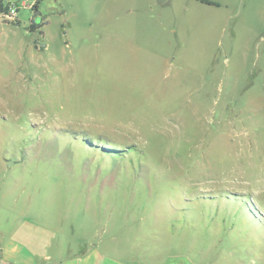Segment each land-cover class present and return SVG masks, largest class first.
<instances>
[{
  "label": "rangeland",
  "instance_id": "rangeland-1",
  "mask_svg": "<svg viewBox=\"0 0 264 264\" xmlns=\"http://www.w3.org/2000/svg\"><path fill=\"white\" fill-rule=\"evenodd\" d=\"M3 1L0 248L264 264V0Z\"/></svg>",
  "mask_w": 264,
  "mask_h": 264
},
{
  "label": "crops",
  "instance_id": "crops-1",
  "mask_svg": "<svg viewBox=\"0 0 264 264\" xmlns=\"http://www.w3.org/2000/svg\"><path fill=\"white\" fill-rule=\"evenodd\" d=\"M39 243L42 248H46L44 241ZM32 244L36 246L35 242H32ZM38 253L40 254L39 257L34 255L24 244L7 240L4 244H1L0 264H42L49 260L48 253L44 251ZM54 264H109V260L106 256L101 255L97 249L92 248L80 255L59 259Z\"/></svg>",
  "mask_w": 264,
  "mask_h": 264
},
{
  "label": "trees",
  "instance_id": "trees-1",
  "mask_svg": "<svg viewBox=\"0 0 264 264\" xmlns=\"http://www.w3.org/2000/svg\"><path fill=\"white\" fill-rule=\"evenodd\" d=\"M38 1H39V0H37V1L34 3V5L32 6V10H36V9H37ZM200 2H202V3H204V4H207V5H214L213 2H210V1H207V0H201ZM11 8H12V7H11L10 5H6V4L4 3L3 0H0V15H2V16L5 17L6 15H8V13H9V11H10ZM14 21H15V20H13L12 22H14ZM34 27L38 28V27H41V26H40L39 24L35 25L34 23H32V24L30 25V28H31V29H34Z\"/></svg>",
  "mask_w": 264,
  "mask_h": 264
},
{
  "label": "built area",
  "instance_id": "built-area-1",
  "mask_svg": "<svg viewBox=\"0 0 264 264\" xmlns=\"http://www.w3.org/2000/svg\"><path fill=\"white\" fill-rule=\"evenodd\" d=\"M16 11L11 8L8 15H6L7 18L13 19L15 17Z\"/></svg>",
  "mask_w": 264,
  "mask_h": 264
},
{
  "label": "water",
  "instance_id": "water-1",
  "mask_svg": "<svg viewBox=\"0 0 264 264\" xmlns=\"http://www.w3.org/2000/svg\"><path fill=\"white\" fill-rule=\"evenodd\" d=\"M34 11H35V10H34ZM34 15H35V16H39V13L34 12Z\"/></svg>",
  "mask_w": 264,
  "mask_h": 264
}]
</instances>
